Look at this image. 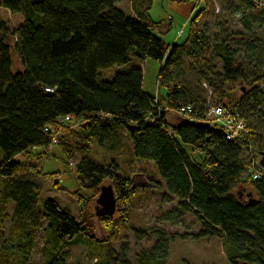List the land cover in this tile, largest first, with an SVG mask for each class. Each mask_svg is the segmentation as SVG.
<instances>
[{
    "label": "trees",
    "instance_id": "16d2710c",
    "mask_svg": "<svg viewBox=\"0 0 264 264\" xmlns=\"http://www.w3.org/2000/svg\"><path fill=\"white\" fill-rule=\"evenodd\" d=\"M171 1L195 6L186 39L168 44L161 34L172 29V21L150 17L153 0L146 9L135 4L134 15L119 0H0V9L23 16L11 28L0 13V264H32L40 238L44 264H69L68 247L80 242L93 249L102 244L103 264L114 263L110 240L119 219L97 216L107 233L97 236L69 205L41 197L38 164L17 156L44 157L57 143L77 163L75 195L82 188L97 199L101 186L111 183L117 202L126 205L140 188L132 187L116 159L104 163L90 155L95 145L119 153L125 139L138 160L156 165L162 181L149 177L151 186H165V198H177L178 207L200 221L193 238L222 240L232 264H264V174L241 175L264 152V10L254 0H230L238 22H229L222 10L212 30L211 0ZM148 57L161 62L164 93L156 96L143 87L140 60ZM116 65L121 68L114 76H102L101 70ZM186 66L196 74L199 91L185 80ZM203 80L209 95L202 96ZM210 104L244 118L249 133L231 140L219 123L201 127L179 113L191 105L204 116ZM65 115L72 121L60 122ZM75 121V129L68 126ZM240 186L252 187L256 200L246 204L237 194ZM128 217L125 209L120 218L127 223ZM9 218L13 245L2 240ZM133 233L161 239L155 258L142 252L135 264H165L167 243L161 241L167 233L138 227Z\"/></svg>",
    "mask_w": 264,
    "mask_h": 264
},
{
    "label": "rangeland",
    "instance_id": "374dc122",
    "mask_svg": "<svg viewBox=\"0 0 264 264\" xmlns=\"http://www.w3.org/2000/svg\"><path fill=\"white\" fill-rule=\"evenodd\" d=\"M132 0H120V7L125 9L129 14L136 13V7L131 3ZM210 1V0H209ZM138 6L145 8L148 6L149 0H136ZM140 2V3H139ZM230 0H211V3L215 5L214 12H211L207 17V23H209L212 30L217 29L216 22L220 19V13L222 10L229 18V22L237 23L239 14L234 12V6L229 3ZM195 4L193 1L176 3L171 0H153L151 8H149V15L153 20H168L172 21V29L168 32H164L162 37L166 43L180 42L186 39L189 32L188 22L192 13L194 12ZM2 19L9 23L11 28L17 27L23 20L21 13L13 14L6 8L0 9ZM225 25L230 26V23ZM140 64L144 71L143 87L145 91L152 95L164 93V87L158 82L159 69L161 62L148 57L144 60H140ZM20 60L15 58V66H20ZM121 67L116 65L105 70H101L104 78H110L116 74ZM185 80L189 86L198 90L197 82H199L196 74L188 69V66L184 69ZM208 85L206 82L201 84L202 96L208 94ZM199 91V90H198ZM201 93V92H200ZM238 94L241 93L239 90ZM210 94V93H209ZM208 94V95H209ZM72 129L78 126V122L75 121L68 125ZM125 145L119 153H112L104 146L98 147L95 145L91 157L96 161H102L109 163L112 158L116 159L119 163L120 170L128 177L132 178L134 174L144 173L145 177L149 179H161L157 172L156 165L152 161L138 160L134 154L133 149L130 146L128 139L124 140ZM45 147H39L38 151H44ZM49 155L44 157L28 156L26 154L18 155L17 159L27 161V163L35 162L39 166V173L37 177L42 184L40 195L43 198L47 196L53 197L59 200L61 205L70 206L73 214L77 217L78 221H83V225L89 227L91 231L99 237L107 236L106 230L102 226L98 225V217L96 214V206L98 205L97 199H92L91 193L88 190L82 189L78 195L75 192L80 188L78 182V172H76V161H69L64 152L60 149L57 143L51 145L48 150ZM195 155V154H194ZM4 153L0 150V159L3 158ZM260 160L261 154L258 156ZM30 158V161L28 160ZM32 164V163H31ZM44 173V174H43ZM250 177L246 178L249 179ZM3 179V178H2ZM0 178V191L2 189V180ZM150 180V179H149ZM156 184V182H154ZM107 184V183H106ZM143 189V190H142ZM237 194L242 197L243 200H247L248 193H253L254 190L250 186H240L236 189ZM101 193V192H100ZM167 189L161 185L160 188L156 186L143 187L139 189L136 197L131 199L129 204H123L117 202L114 217L119 219L117 226V233L114 234L110 242L113 247V254L116 256L114 263L109 264H122L123 261H128L131 264H135L138 261L139 253L145 252L147 254H153L154 258L159 254L156 250V242L160 241L153 233L151 238L138 239L133 233V228H148L152 231L157 228L167 233V241L163 240L161 243H167V261L165 264H232L229 261L227 252L225 251V244L222 240L217 238H193L191 234L199 232L201 227L200 221L195 218L192 213H185L178 207V200L175 197L167 200L165 194ZM87 199L89 200L87 203ZM128 212V220L122 222V216L124 210ZM14 210V204L9 205V213L12 214ZM11 219L6 220L5 234L3 242L13 245L16 243L13 235L10 234ZM159 234V233H157ZM171 235H175L171 237ZM187 235V237H185ZM165 245V244H164ZM166 246V245H165ZM42 239L40 238L32 254V264H44L45 259L43 256ZM69 248L70 261L69 264H98L105 263L103 261L102 253L105 246L98 245L96 249L90 248L86 243L80 242L79 244L72 245ZM112 254V255H113ZM153 258V259H154ZM151 259L148 264H155Z\"/></svg>",
    "mask_w": 264,
    "mask_h": 264
},
{
    "label": "built area",
    "instance_id": "2783aa9c",
    "mask_svg": "<svg viewBox=\"0 0 264 264\" xmlns=\"http://www.w3.org/2000/svg\"><path fill=\"white\" fill-rule=\"evenodd\" d=\"M254 1L258 7L264 10V0ZM46 91L52 93L54 88L46 87ZM179 113L189 120L208 121L209 123L214 124L219 123L224 128L226 136L231 140L238 139L249 133V127L244 118H240L238 115L236 116L230 111H227L222 105L210 104L207 111H205L204 116L195 113L194 106L192 107L191 105L183 107ZM59 121L68 122L72 121V118L70 115H65L64 117H59ZM53 140L55 142L57 141L55 136ZM252 158L253 160L248 166V169L241 174L244 178H251L253 176V178L256 179L264 174V165L260 164V160L256 157L253 156Z\"/></svg>",
    "mask_w": 264,
    "mask_h": 264
},
{
    "label": "water",
    "instance_id": "95a60500",
    "mask_svg": "<svg viewBox=\"0 0 264 264\" xmlns=\"http://www.w3.org/2000/svg\"><path fill=\"white\" fill-rule=\"evenodd\" d=\"M190 123L196 124L201 127L210 126L211 124L206 121L202 122L197 120H190ZM260 164L264 165V152H261ZM130 180L132 182L133 188H143L151 185L150 180L145 177L144 173L134 174ZM100 192V196L97 199L98 205L96 206V214L98 217H100L101 215L112 216V214L115 213L117 205V198L113 190V185L111 183L102 185ZM247 197L248 199L246 200V204H251L254 200H256V197L253 196L252 192L248 193ZM241 264L250 263L243 261Z\"/></svg>",
    "mask_w": 264,
    "mask_h": 264
},
{
    "label": "crops",
    "instance_id": "0c3cea01",
    "mask_svg": "<svg viewBox=\"0 0 264 264\" xmlns=\"http://www.w3.org/2000/svg\"><path fill=\"white\" fill-rule=\"evenodd\" d=\"M131 3H132V4H134V3H135V4H138V3L136 2V0H132ZM139 3H140V2H139ZM117 4L120 6V0H119V2H117ZM133 6H134V5H133ZM133 15H134V14H133Z\"/></svg>",
    "mask_w": 264,
    "mask_h": 264
},
{
    "label": "bare ground",
    "instance_id": "6f19581e",
    "mask_svg": "<svg viewBox=\"0 0 264 264\" xmlns=\"http://www.w3.org/2000/svg\"><path fill=\"white\" fill-rule=\"evenodd\" d=\"M131 179V178H130Z\"/></svg>",
    "mask_w": 264,
    "mask_h": 264
}]
</instances>
